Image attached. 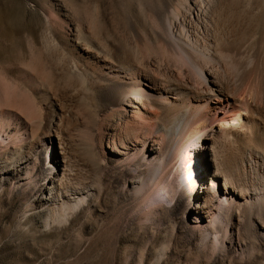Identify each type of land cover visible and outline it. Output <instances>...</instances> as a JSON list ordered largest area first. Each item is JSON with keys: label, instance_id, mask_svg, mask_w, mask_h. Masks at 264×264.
<instances>
[{"label": "rangeland", "instance_id": "374dc122", "mask_svg": "<svg viewBox=\"0 0 264 264\" xmlns=\"http://www.w3.org/2000/svg\"><path fill=\"white\" fill-rule=\"evenodd\" d=\"M188 1L181 9L185 16ZM233 1L226 3L247 30L238 56L244 64L226 69L240 80L260 55L264 60L257 41L264 0ZM139 2L0 0V264H264L258 221L235 215L224 244L202 249L189 226L198 208L184 212L182 202L162 207L154 197L133 198L114 134L130 109L124 105L110 113L102 102L107 83L90 63L95 48L84 35L96 23L104 25L102 40L115 33L130 41ZM192 154L185 155L178 173L198 163ZM201 176L197 183L206 176L209 185L210 175ZM70 187L91 188L92 196L77 210L58 207L47 219L55 194ZM153 201L157 206L150 208Z\"/></svg>", "mask_w": 264, "mask_h": 264}, {"label": "bare ground", "instance_id": "6f19581e", "mask_svg": "<svg viewBox=\"0 0 264 264\" xmlns=\"http://www.w3.org/2000/svg\"><path fill=\"white\" fill-rule=\"evenodd\" d=\"M191 1L185 16L181 9L188 0H140L130 41L110 32L102 40L104 25L96 23L84 38L95 48L90 63L107 83L101 92L107 110L130 109L114 134L124 149L117 152L125 154L121 161L133 198L154 197L162 207L182 202L184 212L198 208L190 230L196 231L200 248L214 250L229 238L235 215L246 222L254 219L264 229V60L260 55L243 76L240 70V80L231 79L226 66L243 63L238 56L247 30L226 0ZM257 41L264 47V29ZM200 148L206 154L199 155ZM189 154L198 163L185 167L187 158L178 173ZM203 173L210 175L209 185L206 176L197 183ZM90 196L91 188H65L55 194L45 216L49 219L58 207L77 210ZM174 220L168 222L173 226Z\"/></svg>", "mask_w": 264, "mask_h": 264}]
</instances>
